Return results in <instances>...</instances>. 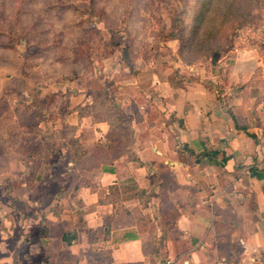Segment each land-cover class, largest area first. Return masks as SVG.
<instances>
[{
  "label": "crops",
  "instance_id": "0c3cea01",
  "mask_svg": "<svg viewBox=\"0 0 264 264\" xmlns=\"http://www.w3.org/2000/svg\"><path fill=\"white\" fill-rule=\"evenodd\" d=\"M263 59L244 49L212 78L244 87L228 104L203 78H123L130 132L105 160L111 126L74 95L53 145L0 157V264H264Z\"/></svg>",
  "mask_w": 264,
  "mask_h": 264
},
{
  "label": "rangeland",
  "instance_id": "374dc122",
  "mask_svg": "<svg viewBox=\"0 0 264 264\" xmlns=\"http://www.w3.org/2000/svg\"><path fill=\"white\" fill-rule=\"evenodd\" d=\"M4 9L3 158L11 150L20 158L53 145L55 126L64 124L73 96L80 92L76 100L90 98L94 117L116 118L111 103L120 108L123 78H203L211 89L212 78H228L238 52L253 49L264 57V0H0V11ZM15 22L24 32L8 33L7 26L15 28ZM177 33L182 37H175ZM213 48L220 54L215 62L210 56ZM256 75H262L260 69ZM218 84L227 104L230 92L244 90ZM260 101L261 97L254 99L255 105ZM129 132L128 124L121 130L119 124L96 159L120 154V135ZM70 135L69 127L59 133L62 139ZM4 162L0 160L2 188L10 181Z\"/></svg>",
  "mask_w": 264,
  "mask_h": 264
},
{
  "label": "trees",
  "instance_id": "16d2710c",
  "mask_svg": "<svg viewBox=\"0 0 264 264\" xmlns=\"http://www.w3.org/2000/svg\"><path fill=\"white\" fill-rule=\"evenodd\" d=\"M19 13H20V11L18 10L17 11V17H18ZM0 15L2 17V18H0V20H2L3 22H6L7 16H6V10L5 9L0 11ZM18 20L19 19L17 18L16 22H18ZM16 22H15V28L12 26H9V25L7 26L9 29L8 33L15 35V34H18L20 32H24L23 28H20L21 27L20 24L16 23ZM175 25L177 26V24H175ZM180 33H183L182 30L180 31ZM175 37L181 38L182 36H181V34L177 33L175 35ZM210 56L212 58V62H215L220 56L219 51L214 49L213 52L210 53ZM211 85L213 88H215L217 90L218 87L215 84H213V82L211 83ZM217 91H218V93H220L221 89H219ZM111 107H112V109L116 110V114H115L116 118L110 116V117H107L106 119L111 126V130H114V129L116 130L117 126H119V124H120V117H122V115H120V113H121L120 108L116 104L111 103ZM69 128L71 129V127H69ZM72 130L73 129H71V135L68 138L69 145H70V148L72 149V151L74 152L76 159H81V157L85 156L87 153L81 148V145L79 143V139L75 138L74 135H72Z\"/></svg>",
  "mask_w": 264,
  "mask_h": 264
}]
</instances>
